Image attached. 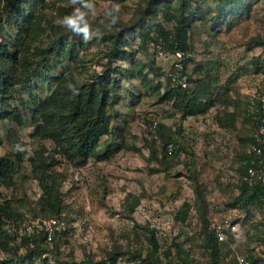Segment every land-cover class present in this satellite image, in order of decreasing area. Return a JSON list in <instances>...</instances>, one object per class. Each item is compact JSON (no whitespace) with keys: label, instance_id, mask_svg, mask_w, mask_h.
<instances>
[{"label":"rangeland","instance_id":"obj_1","mask_svg":"<svg viewBox=\"0 0 264 264\" xmlns=\"http://www.w3.org/2000/svg\"><path fill=\"white\" fill-rule=\"evenodd\" d=\"M9 1L0 0V43L16 45L28 57L18 68L32 72L7 102L20 107L22 125L0 121V158L21 157L13 185H0V204L13 216L0 215V228L17 235L8 243L19 246L15 264H146L152 235L161 264H237L238 255L264 264V220L213 257L204 240L206 226L246 214L232 203L264 92V0H241L224 15L216 0H187L189 91L180 108L161 100L169 87L159 69L168 63L144 37L148 30L176 35L180 0H29L11 9ZM119 31L121 52L110 58L111 35ZM67 73L116 80L119 100L97 148L106 159L70 164L53 141L33 132V108ZM154 121L180 145L175 158L163 157ZM48 190L60 196L61 233L45 250L26 254L25 227L53 216L38 205ZM248 211L260 214L255 203Z\"/></svg>","mask_w":264,"mask_h":264},{"label":"trees","instance_id":"obj_2","mask_svg":"<svg viewBox=\"0 0 264 264\" xmlns=\"http://www.w3.org/2000/svg\"><path fill=\"white\" fill-rule=\"evenodd\" d=\"M26 1L29 0H10L7 7L9 5V9H11L22 5V3ZM240 3L241 0H216L218 14L224 15L228 10L238 9ZM178 11L176 35H168V38L165 39L157 32L155 35H150L151 32L148 30L147 35L144 37L149 38L154 46L160 47L163 51L188 52L189 43L187 34L191 17L187 15V0H180ZM164 16L168 21L171 18L168 13H164ZM111 36L112 48L108 55L110 58L121 52L120 44L125 39L121 31ZM47 50L49 51V49ZM69 52L70 51H68V53ZM20 61L22 64H26L28 57L25 58V55H19L16 45H12L11 47L4 42L0 43V121L8 119L18 125H22L24 114L19 112L20 107H13L7 102L12 99V89L32 75V72H28V69L24 67H22V69L18 68V62ZM159 74L162 75L161 68L159 69ZM116 84V80L109 76L99 75L89 80H80V78H76L72 74L67 73L55 77L54 88L49 96L42 103L36 104L32 110L34 134L43 139H50L53 141L57 147L58 153L70 164L76 165L77 163L86 162L90 158H96L98 160L106 159V153L104 155H99L97 153V148L100 139L110 132L112 113L108 111L112 110L119 100ZM164 87L169 88L166 89L161 100L167 99L170 101L173 99V105L176 108H180L187 100L189 88L177 89L173 87L169 81H166ZM20 104L24 106V102L21 99ZM187 112L192 114V109H187ZM258 114L259 107L257 115ZM230 120L232 121V119ZM157 131L158 135L160 136L161 134L164 138L161 146L163 157L166 159L175 158L180 152V145L171 138L170 131L163 125H158ZM170 142H174L178 145V151L172 157H168L165 153V146ZM13 157L12 155H6L0 158V185L5 187L13 185L14 177L21 166L20 155L17 154L16 157L13 155ZM243 160L242 174L247 167L251 165L258 166L256 160L248 153H246ZM239 191V195L233 200V206L245 209V219H248L251 216V214H248V206L255 203L258 209H260L262 220H264V211L261 210V203L257 198L258 194H264V191L258 186L247 185L242 182L241 179ZM60 203V196L56 190L44 191L38 200V205L41 210L53 215L51 216L52 218H57L55 215L57 216L60 212ZM183 207L185 211L187 205L184 204ZM0 215H4L8 219H12L13 217L10 213V209L1 204ZM60 233L61 231L56 232L51 243L45 242L43 234L32 238L20 236V239L23 240V243L27 244L26 254H29L34 250H45L47 245L54 244L56 242V236ZM15 235H10L0 228V252H5L7 254L9 251L13 255L12 258L0 257V264H15L14 258L19 256V246L13 245L14 247H10L8 245L9 242L15 240ZM204 240L205 246L211 250L210 254L212 257L216 253L218 246L229 244L228 241L219 242L213 230L208 226L205 227ZM262 241L264 242V239ZM149 242L151 250L148 251L143 262L146 264H161L158 257L155 256L158 251V244L154 235L149 238ZM30 244L32 248H29ZM54 248L58 249V246L55 245ZM118 255H120V253L110 256V259L114 260ZM246 258L253 264L251 261L253 256H251V259L247 256Z\"/></svg>","mask_w":264,"mask_h":264},{"label":"built area","instance_id":"obj_3","mask_svg":"<svg viewBox=\"0 0 264 264\" xmlns=\"http://www.w3.org/2000/svg\"><path fill=\"white\" fill-rule=\"evenodd\" d=\"M152 51L156 50L157 60L168 63L167 67L163 66V79L177 89L188 88V77L186 74V59L189 57L188 52L184 51H163L160 47H156L151 43ZM259 104V114L255 117L253 128L250 135V142L247 146V153L253 157L258 166L251 165L247 167L240 176L242 182L249 186H258L264 191V92H260L257 96ZM152 129L158 127V123H152ZM178 145L170 142L165 146V153L168 157H172L178 150ZM258 200L261 203V210L264 211V194H258ZM246 214H240L238 218L225 217L224 219L214 223L211 227L219 242L233 240L241 235H245L251 229L253 221L262 222L260 214L253 213L250 218L245 219ZM60 222L57 218H48L46 220H36L29 226L25 227V237H35L43 234L46 243H51L56 232L60 229ZM237 264H251L244 256L236 257Z\"/></svg>","mask_w":264,"mask_h":264},{"label":"clouds","instance_id":"obj_4","mask_svg":"<svg viewBox=\"0 0 264 264\" xmlns=\"http://www.w3.org/2000/svg\"><path fill=\"white\" fill-rule=\"evenodd\" d=\"M67 23H68L70 26L76 28V29L79 30V31H86V29H79V28H78V25H77V21H76V20H68Z\"/></svg>","mask_w":264,"mask_h":264}]
</instances>
